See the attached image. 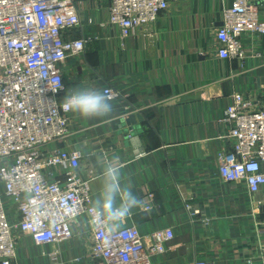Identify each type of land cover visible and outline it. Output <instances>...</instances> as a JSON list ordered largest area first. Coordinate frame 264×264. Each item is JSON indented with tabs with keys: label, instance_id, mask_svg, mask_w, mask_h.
Segmentation results:
<instances>
[{
	"label": "crops",
	"instance_id": "0c3cea01",
	"mask_svg": "<svg viewBox=\"0 0 264 264\" xmlns=\"http://www.w3.org/2000/svg\"><path fill=\"white\" fill-rule=\"evenodd\" d=\"M254 1L264 19V0ZM76 2L82 28L73 37L90 41L84 53L65 60L60 99L78 85L110 87L122 97L106 119L70 113L66 137L50 149L80 152L77 173L88 182L92 205L106 193L104 168L119 169L116 206L128 191L141 205L113 229L135 227L146 239L170 228L173 239L153 258L156 263L264 260V186L252 194L244 184L224 182L216 161L226 147L219 139L220 120L232 95L264 98V36L242 34L243 61L220 59L214 35L221 11L233 0L170 1L148 33L124 41L106 23L108 0ZM130 116L134 122L126 123ZM148 196L152 210L145 212ZM3 201L9 222H15V203ZM72 228L73 237L57 246L19 238L13 264H51L54 250L63 264H87L90 235L84 218Z\"/></svg>",
	"mask_w": 264,
	"mask_h": 264
},
{
	"label": "built area",
	"instance_id": "2783aa9c",
	"mask_svg": "<svg viewBox=\"0 0 264 264\" xmlns=\"http://www.w3.org/2000/svg\"><path fill=\"white\" fill-rule=\"evenodd\" d=\"M170 1L108 0L106 23L121 41L148 33ZM81 28L76 0H0V264H13L21 237L51 246L70 240L79 218L89 229L87 264H158L153 258L163 255L173 239L170 228L143 239L135 227L114 230L106 220L93 222L88 182L77 173L80 152L50 149L67 135L70 113L61 106L62 66L85 52L90 40L73 37ZM248 32L264 36L259 6L254 0H233L221 11L215 31L218 57L247 58L241 36ZM107 89L121 99L120 92ZM220 123L224 133L219 139L226 144L216 156L221 179L257 193L264 186V98L233 94ZM55 174L62 178L53 179ZM4 198L16 205L13 223ZM150 199L145 212L152 210ZM50 260L63 264L57 250Z\"/></svg>",
	"mask_w": 264,
	"mask_h": 264
},
{
	"label": "clouds",
	"instance_id": "9594fccd",
	"mask_svg": "<svg viewBox=\"0 0 264 264\" xmlns=\"http://www.w3.org/2000/svg\"><path fill=\"white\" fill-rule=\"evenodd\" d=\"M65 112L89 119H106L112 115L116 107L114 94L103 86L91 87L78 85L67 89L61 100ZM139 145L137 139H133ZM119 169L112 165L104 168L107 179L106 193L103 198L97 199L93 204L91 218L93 222L107 221V226L115 228L127 218L133 209L141 205L140 199L128 191L125 202L119 207L115 204V194L118 189ZM111 193V196H109ZM111 201V202H110Z\"/></svg>",
	"mask_w": 264,
	"mask_h": 264
},
{
	"label": "water",
	"instance_id": "95a60500",
	"mask_svg": "<svg viewBox=\"0 0 264 264\" xmlns=\"http://www.w3.org/2000/svg\"><path fill=\"white\" fill-rule=\"evenodd\" d=\"M137 118L140 120L139 116ZM134 119H135L134 116H130V117H128L126 123H131V122L133 123L134 122Z\"/></svg>",
	"mask_w": 264,
	"mask_h": 264
}]
</instances>
